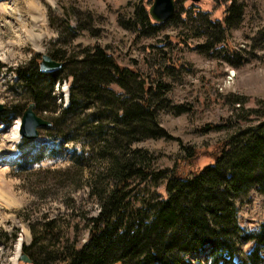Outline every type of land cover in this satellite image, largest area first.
Instances as JSON below:
<instances>
[{
    "label": "rangeland",
    "instance_id": "obj_1",
    "mask_svg": "<svg viewBox=\"0 0 264 264\" xmlns=\"http://www.w3.org/2000/svg\"><path fill=\"white\" fill-rule=\"evenodd\" d=\"M175 1V12L184 24L170 23L150 34L139 32L142 25L137 10L143 7L150 16L154 0H0V7L6 8L0 11V104L12 111L16 105L26 108L33 101L18 85L13 71L19 67L29 66L35 59L39 64L43 54L56 53L61 60L56 61L65 63L61 56L64 51L80 55L99 47L121 68L135 70L143 76L154 74L150 77L155 79V85L160 82L170 86L158 115L160 128L167 137L138 144L154 154L155 168H173L186 156V148H193L197 153L194 168L205 167L223 140L236 132L239 125L248 126L244 123L247 120L258 123L250 115L251 111H264V0H236L243 10L241 20L238 23L233 20L228 28L221 25L225 50L210 49L209 52L199 48L207 43L206 36L196 37L194 21L187 20L186 12H181L194 7L202 11L200 14H209L212 21L223 22L229 2ZM215 31L220 34L219 30ZM180 39L187 44L180 43ZM66 75L63 73L62 81L54 85L48 109L36 111L51 123L50 127L70 103L73 78L65 79ZM111 89L116 95L123 93L116 86ZM238 99L244 104L234 105ZM240 107L243 112L237 109ZM93 111L95 108L81 113V119L86 120ZM20 118L12 119L8 127L0 120L3 151L0 156V264H19L18 243L21 241L22 247L31 245L28 223L19 218L18 211L31 215V222L40 221L46 214L48 217L60 215L63 231L70 240L77 239L78 247L89 238L81 216L90 213L93 217L99 213V206L90 197L84 182L77 191L73 189L74 176L70 170L75 160L71 157L79 154L83 145V131L79 130L82 124L78 125L73 117L66 119L64 127L60 124L50 131L41 129L40 137L25 146L27 158L33 161L22 174L14 167L19 161L17 145L22 139L13 142L12 138ZM208 127L210 132L204 133L203 129ZM64 137H73L75 144H66ZM41 154L45 155L37 161ZM4 156H10V161H5ZM48 168L57 174L37 172ZM165 183L153 189L164 195ZM157 191L147 194L152 196ZM72 199L79 210L74 218L73 214L67 217L65 209V205L72 207ZM237 210L240 227L247 233L257 232L264 223V196L252 189L241 195ZM253 247L254 242L242 243L239 250L246 255ZM188 261L205 263L203 255H190Z\"/></svg>",
    "mask_w": 264,
    "mask_h": 264
},
{
    "label": "trees",
    "instance_id": "obj_2",
    "mask_svg": "<svg viewBox=\"0 0 264 264\" xmlns=\"http://www.w3.org/2000/svg\"><path fill=\"white\" fill-rule=\"evenodd\" d=\"M225 2L230 7L223 22L212 21L209 14H200L202 11L194 7L181 12H186L187 20L194 21L196 37L206 36L207 43L199 47L201 50H225L221 27L228 28L233 20L236 23L241 20L243 10L236 0ZM137 14L142 25L140 33L155 34L170 23L184 24L176 12L161 23L154 22L143 7H139ZM180 43L187 44L183 39ZM61 56L65 65L58 72L42 73L37 59L13 72L22 86L20 89L33 100L35 111L48 109L50 94L54 85L62 81L63 73H67L65 79L73 78L68 107L46 130L60 124L64 127L66 119L73 117L78 125L82 124L79 130L83 131V145L80 153L71 157L75 160L70 170L74 176L73 189L77 191L84 182L99 206V213L81 216L89 238L78 247L77 239L70 240L63 231L60 215L46 214L40 221L31 222V215L18 211L31 232V245L22 248L30 264H193L188 261L190 255H203L204 264H264V223L257 232L247 233L237 218L241 195L255 189L264 196V111H251L258 123L247 120L244 123L248 126L239 125L236 132L223 140L205 167L194 168L197 153L186 148V156L173 168L157 170L154 154L138 144L167 137L160 128L158 115L170 86L160 82L155 85V79L150 77L154 74L143 76L121 68L99 47L80 55L64 51ZM50 57L61 61L56 53ZM112 86L123 93L114 94ZM240 103L244 104L238 99L234 105ZM92 108L95 111L82 120L80 114ZM12 109L0 115L3 124L9 125L12 119L22 117L25 110L21 105ZM237 109L243 112V108ZM209 130L203 129L204 133ZM64 138L66 144H75L73 137ZM29 144L31 141L22 140L19 145L21 158L15 168L22 174L33 161L27 158L25 146ZM44 155L36 160L40 161ZM37 172L57 174L52 168ZM165 181L161 195L153 188ZM149 191L158 193L150 196ZM75 202L71 200L72 207L65 205L67 217L73 214L74 218L79 212ZM248 242H254V247L243 255L239 245Z\"/></svg>",
    "mask_w": 264,
    "mask_h": 264
},
{
    "label": "water",
    "instance_id": "obj_3",
    "mask_svg": "<svg viewBox=\"0 0 264 264\" xmlns=\"http://www.w3.org/2000/svg\"><path fill=\"white\" fill-rule=\"evenodd\" d=\"M199 2L200 0H193ZM152 17L158 22H165L170 19L175 13V0H154L150 9ZM65 65L63 62L54 61L50 56L42 55L40 62V70L44 74H52L58 72ZM5 106L0 104V113L5 111ZM34 104H29L26 108L20 127V135L24 139L35 140L40 135V130L51 126V123L35 113ZM18 262L30 264L29 257L21 252L18 257Z\"/></svg>",
    "mask_w": 264,
    "mask_h": 264
},
{
    "label": "bare ground",
    "instance_id": "obj_4",
    "mask_svg": "<svg viewBox=\"0 0 264 264\" xmlns=\"http://www.w3.org/2000/svg\"><path fill=\"white\" fill-rule=\"evenodd\" d=\"M30 1V0H29ZM34 4V3H33ZM32 3H31V8L33 7H35V5H33ZM1 6V5H0ZM38 8V7H37ZM35 9V8H34ZM6 10V8H1L0 7V11H2V12H4ZM65 94H66V89H65ZM18 129H19V121H18V123H17V126H16V128L14 129V134H13V142H17L19 139H20V136H19V132H18ZM1 155H3V151L0 149V156ZM2 157V156H1ZM5 158H4V160L5 161H10V156H4ZM22 243H21V241L18 243V246H17V258L19 257V255L21 254V249H20V245H21Z\"/></svg>",
    "mask_w": 264,
    "mask_h": 264
}]
</instances>
